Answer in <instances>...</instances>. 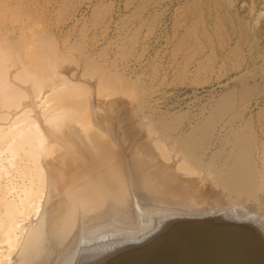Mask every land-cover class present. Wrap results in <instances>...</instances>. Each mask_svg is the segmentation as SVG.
Here are the masks:
<instances>
[{"label":"bare ground","instance_id":"6f19581e","mask_svg":"<svg viewBox=\"0 0 264 264\" xmlns=\"http://www.w3.org/2000/svg\"><path fill=\"white\" fill-rule=\"evenodd\" d=\"M37 1L0 0V264H264V55L247 18L184 4L252 61L201 106L160 111L125 46L58 40ZM178 42L201 48L188 29Z\"/></svg>","mask_w":264,"mask_h":264},{"label":"rangeland","instance_id":"374dc122","mask_svg":"<svg viewBox=\"0 0 264 264\" xmlns=\"http://www.w3.org/2000/svg\"><path fill=\"white\" fill-rule=\"evenodd\" d=\"M136 1L38 0L37 5L45 9V24L58 40L69 32V37L78 35L89 40L93 49L104 47L109 56L125 46L128 52L120 59V67L126 75L137 74L153 88L152 105L160 111L201 106L227 85L234 84L232 76L251 63L248 50L244 51L238 65L236 57L231 55L230 48L238 41L236 31L231 34L226 31V41H223L222 33H218L210 16L205 18L204 30L201 25L192 27V12L184 6L189 0H148L142 10L135 8ZM228 1L256 32L254 40L261 50V55L255 59L258 62L264 55V0ZM58 7H61L59 14L55 13ZM37 15L42 14L35 17ZM186 29L201 44L199 51L193 53L194 45L178 42L179 35ZM198 61L207 62V67L195 68ZM175 62L181 65L188 62L180 76L173 68ZM255 108L253 104L250 110Z\"/></svg>","mask_w":264,"mask_h":264}]
</instances>
